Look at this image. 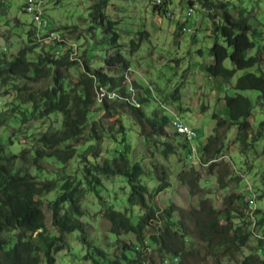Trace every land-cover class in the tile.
<instances>
[{
  "label": "rangeland",
  "instance_id": "1",
  "mask_svg": "<svg viewBox=\"0 0 264 264\" xmlns=\"http://www.w3.org/2000/svg\"><path fill=\"white\" fill-rule=\"evenodd\" d=\"M39 1L42 2V12L45 13L50 28L58 33L60 44L73 49L72 54L69 55L70 59L75 60L78 54L76 64L60 69L64 82L71 91L80 88L85 73L83 60H86L90 69H103L114 78L123 75L125 83L118 91L126 90L130 93L129 90L133 89L129 102L134 105H138V100L146 99V103L138 106L147 114L149 120L167 116L170 122H173V115L181 116L184 123L197 134V139L194 140V149L191 150L189 159L187 150L180 146V143L184 144V141L187 143L188 141L184 138L182 140V137H174L175 132L170 127V123L163 129L165 137L159 138L158 135H153L147 138L150 130L148 124L144 123L143 127L137 126L128 107L114 105L111 108L117 109V112L111 111V114H108L103 110L99 96L95 95V103L91 108L92 119L98 122L97 127H100V124L103 126L101 130L107 132L101 137L98 145L90 139L87 130L82 139L78 141L71 139L68 142L76 148V152L64 166L57 160L43 161V171L38 173L30 163L33 157L29 153L26 154L25 160H17L14 163L13 170L27 172L41 181L59 182L75 173L81 178L82 157L91 162L97 160L98 164L102 165L106 160L119 157L125 150L124 144L120 142L122 134L118 135V142L111 138L112 132H115L112 129L119 130L120 125L117 122L120 121L124 127V139L130 140V151L126 157L130 162L141 165L143 170L141 182L147 186L149 192L152 193L158 186V182L154 180L153 166H163L168 173L170 187L164 190L160 187L153 201H149V206L159 219L160 216H164L167 208L172 207L175 211L174 220H181L183 215L186 216L185 223L192 230L194 222L189 212L198 210L201 201H206L215 210H224L231 197L229 203L235 211L232 213L234 225L240 227L237 235L251 234L246 247L238 251L229 247L224 255L207 253L205 243L185 239L184 251L178 254L176 264H241L250 255L256 258L253 264H258L257 260H261L262 257L256 251L257 236L261 237L264 233V222L261 226L256 222L261 217L264 219V155L262 153L264 139L253 141L251 134L257 131L259 124L264 121V105L257 104V92L234 90L236 80L245 73L244 71H237L232 79L225 80L209 76L206 67L213 63L209 55V48L212 45L210 36L213 22L222 21L221 6H224L233 17H238L241 11L246 18L248 17V24L253 34L250 37L255 43V48L248 52V56L259 54L264 59V51L258 52L259 46L264 44V0H208L219 6L212 11L203 8L198 0H161L162 6L165 3L166 15L160 11L162 6H155V0H106L104 15L107 20L115 24L114 32L118 35L119 51L129 62L128 70L115 68L110 71L104 66V59L112 56L115 50L107 43L109 37L102 31L105 27L101 29L90 19V8L98 0ZM0 3L3 5V15L0 16V55L5 54L7 60H11L27 45V33L34 26L32 15L34 6L32 1L27 0H0ZM189 8H192L190 18L186 16ZM210 13L213 14L214 19L209 17ZM71 27H76L75 32L70 33ZM37 28L42 34L41 27ZM48 36V38H56V33L48 31ZM131 44L135 46L132 47ZM36 50L38 53L42 52L40 47ZM223 66L232 69L229 59L224 61ZM262 66L264 67V63ZM50 82L51 79L46 80L44 85L23 80L8 82L7 85L0 82V144L3 148V156L18 157L23 150L32 149L34 140L41 134L61 129L63 121L61 114L41 115L40 111L35 113L32 111L31 103L22 105L18 99L17 90L24 85L27 86L28 91H19V95L26 98L29 92L45 87ZM15 87L17 90H14ZM175 90H178L176 95ZM116 94L119 99H126L120 92ZM236 94L249 98L254 107L249 119L251 129L248 132V145L242 144L238 139L237 127L231 126L222 131L221 156L206 165H200V147L206 143L209 136L213 135L215 120L212 116L217 115L228 120L224 98ZM12 111L17 113L20 121L13 120ZM19 112H23L25 116L21 117ZM163 143L171 144L175 153L169 154L166 158L162 157V151L165 149ZM93 146L100 149L97 158L91 155L94 151ZM128 160L123 161L129 166ZM210 163L215 164L212 170L209 169ZM182 170L186 172L194 170L199 174L198 186L204 194L191 195L189 188L178 181L177 175ZM100 180L102 189L99 190L98 196L93 192H86L82 200L84 216L78 218L85 231L82 238L91 245L103 249L106 257L110 259H114V256L120 253L122 245L118 244L117 240L131 248L138 247L143 254L144 264H164L157 246L151 245L149 241L153 232L161 228V221H154L152 226L144 231V244L147 248H142L133 234L120 235L117 239L109 234V225L104 218L107 211H126L133 224L137 223L138 217L142 216L144 211L138 206H128L129 187L124 175L102 176ZM256 193L261 194L259 198L256 197ZM54 195L53 192L41 199V210L45 220L41 230L33 235L36 243L40 237L56 236L48 205V200ZM249 200V204L255 205L258 213L256 210L255 213H248L250 209L245 202ZM243 216L245 218L241 220ZM220 224L224 223L220 222ZM234 229L233 227L231 234H234ZM80 237L79 231L66 235L67 245L55 255V264H91L85 256L93 250L87 248ZM164 260L170 261L167 256Z\"/></svg>",
  "mask_w": 264,
  "mask_h": 264
},
{
  "label": "trees",
  "instance_id": "2",
  "mask_svg": "<svg viewBox=\"0 0 264 264\" xmlns=\"http://www.w3.org/2000/svg\"><path fill=\"white\" fill-rule=\"evenodd\" d=\"M203 8L208 10L218 9L219 6L208 2V0H198ZM165 4V3H164ZM161 7V13L166 15L165 5ZM221 4V3H219ZM106 7V0H98L90 8V19L93 23L100 26L103 33L109 37L107 43L109 47L115 50V53L104 59V66L109 71L112 69L128 70L129 62L120 53L118 46V35L114 32V23L107 20L103 10ZM164 7V8H163ZM26 8V5L25 7ZM23 8V9H24ZM221 23L213 22L212 25V45L209 48V55L213 59V63L206 67L209 76L214 78H222L230 80L237 71H244L234 85V90L255 91L258 93L257 104L264 105V59L259 54L248 56V52L255 48V43L251 40V28L248 24L243 12H239L238 17H233L221 6ZM3 15V5L0 3V16ZM209 17L214 19L213 14ZM49 26V25H48ZM76 27H71L70 33L75 32ZM183 30V28H182ZM57 33L53 29L49 30ZM40 29L32 26L28 31L27 45L18 51V53L7 60L5 54L0 55V82L7 85L15 80H23L38 85L46 84L45 81L51 79L45 87H39L37 90L29 92L27 97H21L19 91L27 92V86H23L18 91V99L22 105L26 103L32 104V111L39 112L41 115H50L59 113L62 115L61 129L52 132H46L38 136L32 144V149L23 150L20 155L7 158L3 156V148L0 144V264H55V255L62 251L66 243V235L79 231L81 233L80 240L93 251L85 256L91 264H144L142 260L143 254L138 247L126 246L121 244L119 255H115L114 259L106 257L104 250L91 245L82 238L85 233L82 222L78 218L83 217L82 200L86 192H93L98 196L99 190L102 189L100 177H109L116 174L124 175L129 187L127 203L129 207L138 206L144 211V214L138 217L136 224L131 222L130 217L124 212L109 210L104 214L105 220L109 225V234L116 237L120 235L133 234L136 242L142 247L147 248L144 244V231L152 226L154 221H161V228L156 229L149 237L150 244L157 246V251L164 258H169V264H176L172 259H178L184 249L185 239L202 242L207 245V253L214 255H224L228 252L229 247L238 251L246 247L250 233L237 235L240 231L239 226L234 225V209L230 207L231 197L226 203L227 208L224 210H215L208 205L206 201H201L198 210L194 209L189 212L193 219L194 228L191 230L185 223L186 216H182L181 220H174V209L167 208L164 216L155 215L153 209L149 206V201H153V197L160 191L168 189V173L163 166H153L154 180L158 182V186L151 193L147 186L141 182L143 170L139 163L130 162L126 154L129 153L130 140L124 139V127L121 122L119 130L112 132L111 138L117 141L118 135L122 134L120 142L124 144L125 150L120 153L119 157H114L104 161L102 165L97 160L91 162L82 157L83 163L82 177L78 178L76 173L69 175L59 182L56 180H39L27 172H19L13 170V165L17 160H25L26 154H31L30 163L35 167L38 173L43 171L42 163L48 160H57L62 166L68 163L74 156L76 148L69 145L71 139L80 140L85 136L86 131L89 137L95 141L96 145L101 142V137L107 134L106 130H101L103 126L92 119L93 112L91 108L94 106L95 95H103L104 98L100 103L104 111L108 114L117 112L112 109L114 105L118 107H128L136 121V125L143 127L144 123L149 126L147 138L158 135L159 138L165 137L163 129L171 122L167 116H162L149 120L138 105L147 102L146 99L138 100V105L129 102V98L133 94V89L120 90V86L125 83V77L119 76L114 78L109 76L103 69H90L86 60H83L85 69L84 78L80 82L79 90L71 91L64 82V77L60 69L69 67L77 62L78 54L75 60L70 59L71 50L65 51V48L57 55L55 51L59 48L55 43H40L37 41L41 36ZM63 38L64 36L60 34ZM49 37V36H48ZM65 39V38H64ZM76 43V47H77ZM131 46H135L131 44ZM42 48V52L38 53L37 48ZM72 49V48H71ZM4 51V50H3ZM73 51V49H72ZM264 51V44L259 46L258 52ZM229 59L232 69L223 66L225 60ZM254 69V71H250ZM104 91V92H103ZM125 96V100L119 99L118 94ZM178 90H175L176 95ZM224 104L228 114V120L222 119L217 115H213L215 126L213 135L207 138L206 143L200 147V165H206L211 160H216L221 156L223 146V130H227L231 126L238 129V139L243 145H248V132L251 129L249 119L253 111L251 100L240 94L233 97H225ZM24 117L23 112H19ZM14 121H20L17 113L12 111ZM174 137H178L175 133ZM253 141L264 139V121H262L257 131L251 134ZM177 140V139H176ZM179 140V139H178ZM182 140H184L182 138ZM180 143V142H178ZM165 149L162 151V157L166 158L169 154H174L175 149L169 143H163ZM180 146L187 150V158L190 159L191 149L189 144L184 141ZM94 151L91 155L95 158L99 156L100 149L93 146ZM189 149V150H188ZM264 155V145L262 149ZM123 160H128L129 166ZM215 166L210 163L209 169ZM191 173V174H190ZM194 173V174H193ZM192 177H190V175ZM178 181L184 183L191 195L204 194L198 186L199 174L190 170L186 172L182 170L177 175ZM220 181V180H219ZM55 193L52 199L48 200L49 210L51 212V224L56 231V236H43L38 238V243L33 239L34 233L41 230L45 216L41 210V199L51 193ZM251 194V193H250ZM261 194L256 193V197ZM249 201L245 202L250 211L253 212L254 206ZM66 206V207H65ZM256 213H258V210ZM184 213L183 211H181ZM255 213V212H254ZM245 216L241 218L243 220ZM249 219V215L247 214ZM223 222L224 224H220ZM257 225L261 226L264 219L261 217L256 220ZM254 223V226L256 224ZM234 229V234L231 231ZM256 251L261 255V260H257L258 264H264V233L257 236ZM254 255L247 256L241 264H253Z\"/></svg>",
  "mask_w": 264,
  "mask_h": 264
},
{
  "label": "built area",
  "instance_id": "3",
  "mask_svg": "<svg viewBox=\"0 0 264 264\" xmlns=\"http://www.w3.org/2000/svg\"><path fill=\"white\" fill-rule=\"evenodd\" d=\"M27 1H32L33 2V6H34V24L35 27H41L42 29V37L40 39H37L38 42L40 43H55L58 46V50L55 51L56 53H60V56L62 55V50L65 48L66 52L67 50H71V54H72V49L70 47L67 46H63L60 44V41L58 39V33H56V38H48V30H49V24L48 21L45 18V13L42 12V2H40L39 0H27ZM155 6L157 7H161L162 6V2L161 0H155ZM186 16L188 18H190V16H192V8H189L186 12ZM185 30V29H183ZM99 96V100H101L102 98H104V95H98ZM172 119L174 120V127H171L172 130L178 135V137H186L188 140V144L191 150H193V143H194V131L189 128L185 123L184 120L181 116H177V115H173ZM192 158V155H191ZM255 210V205L253 208V213ZM173 262H178V259L174 258L172 259ZM171 262V260L168 262L167 260H164V264H169Z\"/></svg>",
  "mask_w": 264,
  "mask_h": 264
},
{
  "label": "bare ground",
  "instance_id": "4",
  "mask_svg": "<svg viewBox=\"0 0 264 264\" xmlns=\"http://www.w3.org/2000/svg\"><path fill=\"white\" fill-rule=\"evenodd\" d=\"M171 127H174V121L171 122ZM182 138H184L185 140H187L186 137H182ZM195 139H197V134H196V133H194V140H195ZM187 141H188V140H187Z\"/></svg>",
  "mask_w": 264,
  "mask_h": 264
}]
</instances>
